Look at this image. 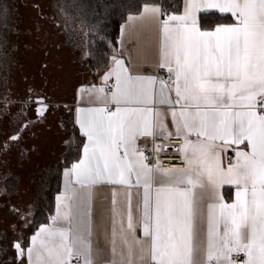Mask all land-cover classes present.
<instances>
[{
  "label": "snow or ice",
  "instance_id": "6c2138e0",
  "mask_svg": "<svg viewBox=\"0 0 264 264\" xmlns=\"http://www.w3.org/2000/svg\"><path fill=\"white\" fill-rule=\"evenodd\" d=\"M166 9L146 3L129 20L159 24V67L169 73L168 82L159 81L160 102L171 106L185 166L152 163L138 145L140 137L172 133L151 106L157 78L130 74L114 56L104 86L89 90L103 106L78 110L87 143L64 172L51 224L40 227L26 252L14 244L28 264H237L234 254H243L241 264H264V0H184L181 14ZM213 10L235 23L202 30L200 14ZM39 104L43 117L47 107ZM232 145L248 150L238 148L224 168L220 153ZM105 185L112 186L110 204L94 205V190ZM225 185L236 189L232 203L221 194ZM93 224L110 239L111 259L99 241L94 248Z\"/></svg>",
  "mask_w": 264,
  "mask_h": 264
},
{
  "label": "rangeland",
  "instance_id": "374dc122",
  "mask_svg": "<svg viewBox=\"0 0 264 264\" xmlns=\"http://www.w3.org/2000/svg\"><path fill=\"white\" fill-rule=\"evenodd\" d=\"M70 4L67 23L60 0H0V264H26L14 244L26 252L35 225L49 217L55 180L80 149L75 90L108 67L94 63L115 54L105 25L90 31L78 18L87 0ZM41 99L49 109L38 119Z\"/></svg>",
  "mask_w": 264,
  "mask_h": 264
},
{
  "label": "crops",
  "instance_id": "0c3cea01",
  "mask_svg": "<svg viewBox=\"0 0 264 264\" xmlns=\"http://www.w3.org/2000/svg\"><path fill=\"white\" fill-rule=\"evenodd\" d=\"M184 3V0H183ZM160 6V5H159ZM143 10V8H142ZM142 10L137 14H131L129 15L126 20L122 23L119 31V36L116 42L115 46V54L114 56L118 59H122L124 61L125 67L129 70V73L132 75H141V76H154L157 78V83L154 85V104L151 105L154 107L155 110L160 111L162 113V120L167 125L168 131L172 133V137L170 139H179L175 136V128L172 123V118L170 115L171 106L168 103H161V91H160V80H163L162 78V72H167L166 68L159 67L160 63V43H161V34H160V28L158 22L151 20V19H144V20H134L130 21V16H136L139 17L142 13ZM183 11V8H182ZM173 13V14H181L182 13ZM204 13L200 14V17ZM210 14H216L219 16L229 17L231 18V22L229 23H235V19L231 17L230 14H221L218 12H211ZM166 19V16L161 15L160 20ZM228 24V23H226ZM202 28V27H201ZM214 29V28H213ZM211 29V30H213ZM202 30H205L202 28ZM113 56V57H114ZM113 66V60L110 61L108 64V67L101 71L98 76L93 78L87 83L81 84L77 87L74 93V100H73V108H74V119H75V126L77 128V132L81 141L80 149H79V156L78 159L75 160L73 163L78 162L80 159L83 158V146L87 143V138L84 137L81 133L79 124L77 123L78 118V110L93 108V107H102L103 105L98 102L97 97L94 94H90L89 90L93 88H99L104 86L103 85V76L112 68ZM111 80L109 81V83ZM110 86V84H109ZM110 94V93H109ZM169 97V93L167 90L163 93V98L167 100ZM171 99L174 102L175 100V94L174 92L171 93ZM110 110L115 109V105L110 104L109 105ZM178 108V106H177ZM140 138H148V139H165L161 134L157 133L155 137H140ZM165 139V140H170ZM190 139L195 140L196 137L192 136ZM182 140V139H181ZM183 141V140H182ZM219 143V142H218ZM243 149L248 150L245 145H232L229 147L226 151H221V164L224 168H227L230 163H235L236 160V150L237 149ZM183 157V156H182ZM72 163V164H73ZM71 164V165H72ZM71 165L67 166L63 169L61 173V181H60V187L59 191L55 196L53 206L51 208V212L48 217V221L42 225H40L35 231L32 232V236L39 231L40 227L46 226L51 224V217L56 214V197L60 195L64 191V172L66 169L70 168ZM111 191L112 186L105 185L102 186V189L100 192H96L94 190L93 193V203H95L100 200L104 199L105 205L108 206L110 204L111 199ZM235 187L231 185H225L221 189V194L223 195L224 201L226 203H232L235 200ZM133 192V204L135 205L137 196L136 192L137 190L135 188L132 189ZM118 199H122V197H118ZM95 218V217H94ZM110 222L108 223V230L110 232ZM136 235L138 238H143L142 231L138 228L136 231ZM32 238V237H31ZM93 246L96 247L97 241H99V246L101 249H103L105 258L111 259V244L110 239L103 236V235H97V230L95 228V224H93V236H92ZM27 248L32 246L31 239H27L26 242ZM27 250V249H26ZM119 251V246H118ZM27 257V256H26ZM17 260V257H16ZM24 261V258L23 260ZM21 261V262H22ZM17 263H20L17 261ZM26 264H28V261L26 259Z\"/></svg>",
  "mask_w": 264,
  "mask_h": 264
},
{
  "label": "trees",
  "instance_id": "16d2710c",
  "mask_svg": "<svg viewBox=\"0 0 264 264\" xmlns=\"http://www.w3.org/2000/svg\"><path fill=\"white\" fill-rule=\"evenodd\" d=\"M76 1L69 0L70 3H74ZM153 2L157 3L160 6H167L166 9L167 14L179 13L182 11L183 8V0H87L86 5L87 6L89 5L90 8L86 9L85 14L79 13L77 16L80 20L83 21V23L86 24V26H89L90 31L92 27H94L95 29L97 26L100 25L103 28V26L105 25L104 30L107 31V35L106 34L103 35L102 31H101L102 33L98 30L97 31L100 32L103 36H105L106 40L110 42H114V44H116L119 36L120 27L122 23L126 20V18L131 14L139 13L146 3H153ZM70 3L69 5L71 6ZM60 4H61V8H59V12H58L59 16L64 18L68 23V21H70L72 18V16L69 13L71 12V9L68 3L66 2V0H60ZM98 19L102 20L103 22L97 24ZM231 21L232 20L229 17L219 16L210 13L203 14L201 16V27L205 30H211L216 26H218L219 24H226ZM108 63H109L108 60L100 59L98 62H96V64L94 63L93 67L97 70L103 69L108 65ZM78 156H79V152L75 157L70 159L69 165H71L75 160H77ZM55 181H57L58 190L52 193L51 208L53 206L55 196L59 191L61 175ZM45 213L46 212L44 210H41L39 215L45 217ZM47 221L48 218H44L43 220H40V222H38L35 225L33 231H35L40 225L46 223Z\"/></svg>",
  "mask_w": 264,
  "mask_h": 264
},
{
  "label": "built area",
  "instance_id": "2783aa9c",
  "mask_svg": "<svg viewBox=\"0 0 264 264\" xmlns=\"http://www.w3.org/2000/svg\"><path fill=\"white\" fill-rule=\"evenodd\" d=\"M162 78L164 81H169V73L162 72ZM113 81L109 84L111 85ZM138 145L144 150L145 155L149 157L152 163H155L158 159L159 162L165 167H184V161L182 154L176 151V148L183 143L181 139H148L139 138L137 141ZM154 145H163V150L156 152L153 151ZM237 264H241L244 259L243 254L235 255L233 257ZM73 264H76L74 261Z\"/></svg>",
  "mask_w": 264,
  "mask_h": 264
},
{
  "label": "water",
  "instance_id": "95a60500",
  "mask_svg": "<svg viewBox=\"0 0 264 264\" xmlns=\"http://www.w3.org/2000/svg\"><path fill=\"white\" fill-rule=\"evenodd\" d=\"M42 100V99H41ZM40 100V101H41ZM43 101V104H44V106H46L47 107V111L44 113V115H43V117L46 115V113L48 112V109H49V106L46 104V103H44V100H42ZM40 106V104H39V101H37V107H36V109L38 108ZM36 115H37V117H38V119H42L43 117H40V116H38V114H37V111H36ZM25 129V127H23L22 129H21V132L23 131ZM19 136H20V134H19ZM12 140V139H11ZM13 141V140H12ZM17 243V242H16ZM19 243V242H18ZM20 244V243H19ZM21 245V244H20ZM21 248L23 249V246L21 245ZM14 250L16 251V257H17V261L18 262H21L22 260H23V258H21L19 255H18V253H17V250H16V248L14 247Z\"/></svg>",
  "mask_w": 264,
  "mask_h": 264
}]
</instances>
